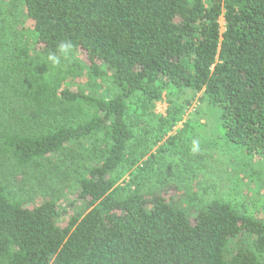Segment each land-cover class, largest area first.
<instances>
[{"label":"trees","instance_id":"trees-1","mask_svg":"<svg viewBox=\"0 0 264 264\" xmlns=\"http://www.w3.org/2000/svg\"><path fill=\"white\" fill-rule=\"evenodd\" d=\"M4 1L0 264H264L263 218L222 200L180 206L167 174L169 155L191 159L189 140L176 146L187 122L172 134L185 90L202 91L226 137L264 161V0H12L19 25ZM82 71L116 92L64 86ZM89 138L97 162L77 169L68 146ZM61 168L75 178L63 207L49 184ZM36 186L53 193L27 206Z\"/></svg>","mask_w":264,"mask_h":264},{"label":"rangeland","instance_id":"rangeland-1","mask_svg":"<svg viewBox=\"0 0 264 264\" xmlns=\"http://www.w3.org/2000/svg\"><path fill=\"white\" fill-rule=\"evenodd\" d=\"M4 4L17 8L19 14L17 24H21L22 7L12 0H6ZM17 24L13 23V27L9 29V41L16 42L19 34ZM220 25L223 29L222 18ZM19 42L22 45L23 39L21 38ZM79 58L82 59L81 56ZM64 86L95 95L107 96L109 93L116 92V87L112 84L109 76H92L83 71L82 76L65 81ZM175 97L174 101L184 104L185 109L182 120L174 127L172 134L181 129L185 121L189 127L177 139L176 146H180L185 140H189L191 143L193 140L199 142V150L195 153L191 150L192 144L189 145L191 159L188 165L185 164L183 155L177 152L167 157V165L170 167L167 174L170 183L174 185L173 193L174 197L178 199L177 203L180 206L194 209L213 200H222L264 219V161L250 153L245 146L235 144L226 137L225 128L220 119L219 107L210 103L202 91L195 93L185 90ZM168 98L170 97H164L162 101L155 103L154 112L156 114L163 115L165 113ZM185 101H189V104ZM92 140L94 139L89 138L68 146L70 153L67 156L75 155V159L68 162H71L77 169L97 162L96 156L93 154L96 142ZM60 170L57 172L59 176L65 172L62 168ZM129 177L127 175L123 178L126 181ZM151 181L144 184H148V187ZM49 184L55 189L61 188V192L54 196L59 207L65 206L72 199L75 178L73 174L71 175V171L64 173L63 178L60 179L53 176ZM52 193L51 189H48L45 194L36 186L35 192L30 190L22 194L21 198L27 199V206H32L41 202L45 197H50ZM9 195L19 197V195L11 193Z\"/></svg>","mask_w":264,"mask_h":264},{"label":"clouds","instance_id":"clouds-1","mask_svg":"<svg viewBox=\"0 0 264 264\" xmlns=\"http://www.w3.org/2000/svg\"><path fill=\"white\" fill-rule=\"evenodd\" d=\"M71 43L64 42L58 45L59 53L52 52L48 54V61L53 65L57 66L61 63V56L66 57L68 52L71 50ZM191 150L195 153L199 150V142L197 140L192 141V148Z\"/></svg>","mask_w":264,"mask_h":264},{"label":"built area","instance_id":"built-area-1","mask_svg":"<svg viewBox=\"0 0 264 264\" xmlns=\"http://www.w3.org/2000/svg\"><path fill=\"white\" fill-rule=\"evenodd\" d=\"M223 29H224V28H223ZM223 29H222V30H223Z\"/></svg>","mask_w":264,"mask_h":264}]
</instances>
